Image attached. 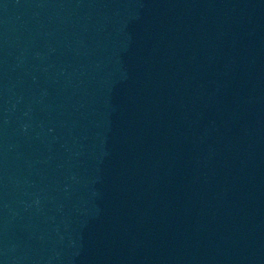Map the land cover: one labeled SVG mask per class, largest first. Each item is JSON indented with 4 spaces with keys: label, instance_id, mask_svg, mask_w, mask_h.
Masks as SVG:
<instances>
[{
    "label": "water",
    "instance_id": "water-1",
    "mask_svg": "<svg viewBox=\"0 0 264 264\" xmlns=\"http://www.w3.org/2000/svg\"><path fill=\"white\" fill-rule=\"evenodd\" d=\"M0 264H264V0H0Z\"/></svg>",
    "mask_w": 264,
    "mask_h": 264
}]
</instances>
